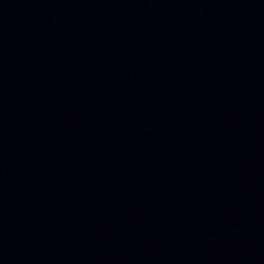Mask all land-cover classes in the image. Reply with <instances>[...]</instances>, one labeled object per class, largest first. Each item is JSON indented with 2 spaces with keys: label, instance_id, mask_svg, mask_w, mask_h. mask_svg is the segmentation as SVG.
Here are the masks:
<instances>
[{
  "label": "water",
  "instance_id": "obj_1",
  "mask_svg": "<svg viewBox=\"0 0 264 264\" xmlns=\"http://www.w3.org/2000/svg\"><path fill=\"white\" fill-rule=\"evenodd\" d=\"M0 264H264V0H0Z\"/></svg>",
  "mask_w": 264,
  "mask_h": 264
}]
</instances>
